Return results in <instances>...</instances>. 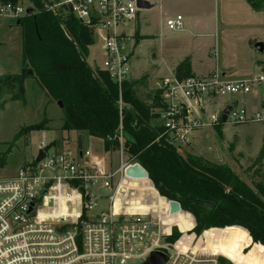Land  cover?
<instances>
[{
  "label": "built area",
  "instance_id": "built-area-1",
  "mask_svg": "<svg viewBox=\"0 0 264 264\" xmlns=\"http://www.w3.org/2000/svg\"><path fill=\"white\" fill-rule=\"evenodd\" d=\"M46 8L54 14L69 12L93 30L103 56L101 66H93L106 72L120 90L130 75L131 44L125 28L144 10L136 0H61ZM25 13L18 3L0 0V21L16 20ZM165 26L170 31L183 30L182 16L167 17ZM151 90L159 99L156 118L162 120V131L154 142L164 140L179 150L198 130L223 123L264 122L261 69L241 78H229L217 68L203 76L185 72L179 76L174 71L153 82ZM255 90L261 98L254 112L237 107L236 102H220L226 95H249ZM118 105L121 109V100ZM226 108L229 112L222 121ZM118 139L119 165L114 171H106L102 159L90 161L88 150L78 155L77 145L76 154L43 146L44 157L34 166L26 163L12 177L0 179V264H130L134 260L142 264L153 251L168 257L164 264H217L215 259L180 251L169 243L171 226L167 231L163 213L132 212L125 204L115 211L118 194H125L123 203L132 195L121 188V182L139 181L125 174L134 164L125 158L121 127ZM116 175L119 181L114 184ZM101 189H107L106 195L99 194ZM101 198L108 200V206L97 211ZM165 213L170 215L169 207Z\"/></svg>",
  "mask_w": 264,
  "mask_h": 264
},
{
  "label": "trees",
  "instance_id": "trees-1",
  "mask_svg": "<svg viewBox=\"0 0 264 264\" xmlns=\"http://www.w3.org/2000/svg\"><path fill=\"white\" fill-rule=\"evenodd\" d=\"M2 1L18 3V0ZM23 1L31 12L16 19L21 29V71L0 75V110L9 101L25 105V80L32 78L49 99L62 102L61 131L87 133L102 141L105 153H112L119 146L121 127L126 160L141 166L155 189L149 184L150 201L141 200L147 211L167 208L163 199L177 202L184 212L192 215V232L196 236L204 232L203 241H199L205 244L204 251L216 239L237 236L244 240L239 256L252 252L264 263V183L250 187L227 165L210 163L192 154L183 156L181 150L164 140L154 142L162 131L160 126L151 123L156 117L155 109L159 107L158 95H148L146 99L136 96V87L146 76L124 81L119 90L106 72L87 62L94 44L91 28L69 12L54 14L47 10L44 0ZM247 2L255 11L264 9V0ZM257 65L264 73V60L257 61ZM180 69L186 75L191 74L187 60L180 64ZM46 120L44 117L38 124L23 128L17 137L25 131L44 130ZM215 129L221 137L219 126ZM263 160L264 135L255 158L260 169ZM188 197L210 201L214 206L207 208L193 204L186 200ZM165 212L163 221L167 231L172 225L180 230L183 216L186 223L183 230L192 227L188 215ZM179 235L174 229L166 240L172 244ZM245 247L250 248L249 252H242ZM217 262L231 264L222 257H218Z\"/></svg>",
  "mask_w": 264,
  "mask_h": 264
},
{
  "label": "rangeland",
  "instance_id": "rangeland-1",
  "mask_svg": "<svg viewBox=\"0 0 264 264\" xmlns=\"http://www.w3.org/2000/svg\"><path fill=\"white\" fill-rule=\"evenodd\" d=\"M60 1L44 0V3L56 4ZM149 1L151 8L141 10L138 20L128 24L125 28L127 31L133 26L136 30L133 35L136 49L134 58L130 60L131 77H142L146 73L149 75L158 74L157 69L160 76H165L168 74L169 67L175 65L189 53L193 54L192 64L196 72L217 68L229 78H239L257 73L261 69L259 66L258 69L253 62V49L250 47L253 44L251 39L259 36L261 27L257 26L252 10L248 9L244 0H177L173 1V4L168 0ZM182 2L196 9L204 7V11L208 8L211 16L210 24L188 26L184 19L183 30H168L165 26L166 18L162 16V12L165 10L167 16L174 17L178 11L183 12L180 9L182 4L179 5ZM18 4L23 6L25 12L29 7L23 0H18ZM215 15L219 20L218 23L215 22ZM139 32L141 35L150 36H141ZM95 40L90 47L87 62L90 66H93L94 63L101 66L103 56L100 41L98 38ZM21 41V29L16 24V20L2 19L0 21V75L16 74L21 71ZM262 60H264V56ZM176 68L180 69V65ZM255 92L258 91L255 90L249 95H226L220 99V102L222 104L236 102L237 107H246L251 113L250 110L257 102V97L253 96ZM143 93L144 90L140 88L139 91H136V96L141 98ZM44 117L47 119L44 130L25 131L17 137L23 128L38 124ZM62 120L63 112L57 106V101L49 99L34 79H26L25 105L18 101H9L0 110V179L12 177L18 169L26 163L32 162L43 146L51 147L50 151H74L79 136L82 137L81 150H88L91 154L89 159L96 156L101 158L103 148L99 139L90 137L87 133L61 131ZM155 122L161 124L162 120L156 118ZM219 129L221 137L216 129L207 128L195 131L190 137L189 144L182 147L180 154L183 156L192 154L203 157L210 163L227 165L250 187L264 183V160L262 169L255 164V158L262 145L264 122L239 125L223 123ZM104 156L107 170L114 171L119 165L118 151L104 153ZM131 163L136 164L133 161ZM118 181L119 175L113 177L114 184ZM151 187L146 180L129 181L124 179L121 182V188L132 191V195L129 194L127 196L129 199L123 203L125 194H118L115 206L128 204L131 200L141 199L144 202H149L148 196ZM99 203L97 211L107 209L108 200L106 198H101ZM180 214L188 215L192 222V227L184 231L186 223L183 216L180 219L182 226L180 230L183 232L175 225L170 228V235L174 229L180 234L177 240L172 243L180 251L197 256L203 255L210 260L215 259L218 264L217 258L221 256H217L216 252L226 250L232 253L235 250L238 240L229 236L212 241L207 248L209 251H204L205 244L199 242L203 241L204 232L196 236L192 232L194 227L192 215L182 209L178 215ZM243 252L246 253L247 249ZM140 263V260L130 262V264Z\"/></svg>",
  "mask_w": 264,
  "mask_h": 264
},
{
  "label": "crops",
  "instance_id": "crops-1",
  "mask_svg": "<svg viewBox=\"0 0 264 264\" xmlns=\"http://www.w3.org/2000/svg\"><path fill=\"white\" fill-rule=\"evenodd\" d=\"M150 5H151V3H150V1L149 0H146ZM169 1V3H171V4H173V1H177V0H168ZM244 2L246 3V5H247V7H248V9L250 8L251 10H252V12H253V14H254V21L255 22H257V26H260L261 28V32L259 33V36H256V37H254L253 39H251L252 40V42H253V44H252V46L250 45V47L253 49L252 51H253V56H252V60H253V62L257 65V61H262V57L264 56V54H263V52L262 53H260L259 51H258V49L257 48H255V43L256 42H262L263 43V45H264V9H262V10H259V11H255V10H253L250 6H249V4H248V2H247V0H244ZM182 4V6H181V10L183 11V12H180V11H178L176 14H175V16L176 15H181L182 16V18H183V20L185 19V22H186V24L189 26V25H191V24H193L194 26H199V25H202V24H205V25H207V24H210V20H211V16L209 15V9L207 8L205 11H204V7H199V8H194V7H190V6H188V4L186 5V3H184V2H182V3H180L179 5H181ZM150 9V8H149ZM149 9H144V10H149ZM204 14H206V15H204ZM139 15H140V13L138 12V14H137V17H136V20L134 21V22H136L137 20H138V18H139ZM162 16H164L165 18H167V17H170V16H167V12L164 10L163 12H162ZM218 18L216 19V15H215V22H217L218 23ZM133 22V23H134ZM183 25H184V23H183ZM125 31H126V29H125ZM135 29H134V27L132 26L129 30H127L126 32H127V34H128V36L130 37V44H131V59L132 58H134V52H135V49H136V43L134 42V40H133V35H134V33H135ZM138 31V30H137ZM139 34H140V32H139ZM141 35V34H140ZM141 36H150V35H141ZM152 37H154L153 35H152ZM96 40H95V38H94V42H95ZM139 46V45H138ZM100 49H101V45H100ZM264 50V49H263ZM192 57H193V54L192 53H189V54H187V55H185V56H183L182 57V59L181 60H179L175 65H173L172 67H169V69H168V74L167 75H165V76H160L159 75V70L157 69L156 71H157V73L158 74H152V75H149V74H145V76H146V79L144 80V82L143 83H141V84H139L137 87H136V91H139V89L141 88V89H143L144 90V93L142 94V97L140 98V99H146V98H148V95H152L153 96V92H152V90H151V87H152V84H153V82H155L156 80H159V79H161V78H163V77H166V76H169V75H171L174 71H177L178 70V68H176L178 65H180L184 60H187L188 61V63H189V69H190V72H191V74H193V75H198V76H203V75H207V74H209L211 71H213L214 69H206V70H203V71H200V72H196V70H195V68H194V66H193V64H192ZM158 68V67H157ZM257 68L259 69V67H258V65H257ZM131 75V74H130ZM129 75V78H128V80H137V79H139V78H141V76L140 77H131ZM244 76H248V75H244ZM244 76H241V77H244ZM241 77H239V78H241ZM253 96H255V97H257V102H256V104H255V106H254V108H252L251 110H250V112H254V111H256V110H258L259 109V104H260V98H261V93L258 91V92H255L254 93V95ZM213 107H211V109H212ZM246 108V107H245ZM247 109V108H246ZM248 111V110H247ZM155 119H156V117L152 120V125L153 126H161V124H157L156 122H155ZM82 138V137H81ZM101 141V140H100ZM102 142V141H101ZM189 142H190V140H189ZM189 144V143H188ZM187 144V145H188ZM102 148H103V143H102ZM181 150H182V148H181ZM85 151V150H84ZM72 154H76V150H74V151H70ZM80 153H81V151H79L78 150V152H77V154L78 155H80ZM104 151H103V154L100 156L101 158H99L98 156H96V157H93L95 160H99V159H102L103 160V167H104V169L106 170V171H108V172H111V171H109V170H107V166H106V164H105V161H104V158H105V156H104ZM92 158V159H93ZM84 160L83 161H87V159L86 158H83ZM92 159H89L90 161L92 160ZM146 181H147V183L148 184H150L151 186H152V184H151V182L148 180V179H146ZM157 196H159V195H157ZM141 200V199H140ZM164 200V203H165V205H167V207H168V203H167V201L165 200V199H163ZM132 201V200H131ZM129 204L130 205H128L131 209H133V210H135V211H147L148 209H146L145 207H144V205H143V202L141 201V203H130L129 202ZM127 205V204H126ZM163 210V211H162ZM165 210H167V208L166 207H164L163 209H160L159 207H157V211L158 212H161V213H163ZM227 237H229V236H227ZM230 237H234V238H237V240H238V243L236 244V247H235V250L231 253V252H228V251H226V250H223L222 252L220 251V252H216L219 256H221L222 258H224L225 260H227V261H229L231 264H264L263 263V261H262V259H261V257L260 256H258L257 254H255V253H248L247 255H245V256H239V254H238V251H239V249L241 248V246L244 244V240L242 239V238H239V237H237V236H230ZM251 244H253L252 243V241H251ZM247 249V252H249V247H245L243 250H246ZM243 250H242V252H243ZM246 252V253H247Z\"/></svg>",
  "mask_w": 264,
  "mask_h": 264
},
{
  "label": "water",
  "instance_id": "water-1",
  "mask_svg": "<svg viewBox=\"0 0 264 264\" xmlns=\"http://www.w3.org/2000/svg\"><path fill=\"white\" fill-rule=\"evenodd\" d=\"M137 2V6L141 9H149L151 8V5L145 1V0H136ZM31 9H27L26 13H30ZM255 48L258 49V51L260 53L263 52L264 49V45L262 42H256L255 43ZM29 73H31L29 71ZM177 74L179 76L183 75V72L181 71V69L177 70ZM57 106L62 109L63 105L61 101H57ZM229 112V108H226L223 112V116H222V121H225V117L226 114ZM82 148V138L81 136H79L77 138V149L79 151H81ZM44 157V152L42 150H39L36 157L34 158V161L30 163L31 166H34L35 163L39 162L42 158ZM125 174L133 179H139V180H146L147 178V173L146 171L139 166L138 164H134L132 166H129L126 170H125ZM107 193V189H101L99 190V194L101 195H106ZM156 194L158 195V193L156 192ZM188 202H191L193 204L202 206V207H207V208H213L214 204L210 201H206V200H200V199H194L192 197H188L186 199ZM168 207H169V212L172 215L178 214L180 212V206L177 202L171 201L168 202ZM168 257L159 251H153L149 254V256L146 258L145 262H143L142 264H164L167 261Z\"/></svg>",
  "mask_w": 264,
  "mask_h": 264
},
{
  "label": "bare ground",
  "instance_id": "bare-ground-1",
  "mask_svg": "<svg viewBox=\"0 0 264 264\" xmlns=\"http://www.w3.org/2000/svg\"><path fill=\"white\" fill-rule=\"evenodd\" d=\"M115 200H116V197H115ZM125 206H126V209L128 211L136 212L135 210L131 209L128 205L125 204ZM121 207H122V205L115 206V202H114L115 211H118ZM137 212H140V211H137ZM217 256H219V255H217Z\"/></svg>",
  "mask_w": 264,
  "mask_h": 264
}]
</instances>
